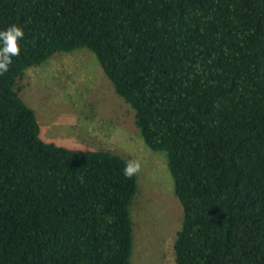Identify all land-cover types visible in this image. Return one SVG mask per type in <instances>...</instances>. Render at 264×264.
I'll return each instance as SVG.
<instances>
[{
  "label": "trees",
  "instance_id": "16d2710c",
  "mask_svg": "<svg viewBox=\"0 0 264 264\" xmlns=\"http://www.w3.org/2000/svg\"><path fill=\"white\" fill-rule=\"evenodd\" d=\"M0 264H132L139 178L41 137L26 69L88 48L168 159L175 264H264V0H0Z\"/></svg>",
  "mask_w": 264,
  "mask_h": 264
},
{
  "label": "rangeland",
  "instance_id": "374dc122",
  "mask_svg": "<svg viewBox=\"0 0 264 264\" xmlns=\"http://www.w3.org/2000/svg\"><path fill=\"white\" fill-rule=\"evenodd\" d=\"M18 87L37 114L44 140L108 150L139 163L132 264H175L183 207L167 156L146 144L134 109L116 93L95 54L85 47L59 52L26 69Z\"/></svg>",
  "mask_w": 264,
  "mask_h": 264
},
{
  "label": "clouds",
  "instance_id": "9594fccd",
  "mask_svg": "<svg viewBox=\"0 0 264 264\" xmlns=\"http://www.w3.org/2000/svg\"><path fill=\"white\" fill-rule=\"evenodd\" d=\"M22 28L13 25L5 31H0V75L9 70V65L12 64V58L18 56L20 47L18 42L24 38ZM140 169V165L136 161H128L123 174L127 178H131Z\"/></svg>",
  "mask_w": 264,
  "mask_h": 264
}]
</instances>
